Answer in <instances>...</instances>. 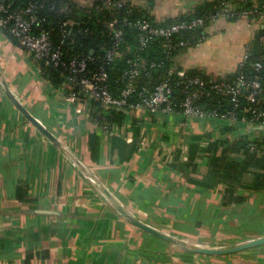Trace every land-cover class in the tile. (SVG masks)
<instances>
[{"label":"crops","instance_id":"1","mask_svg":"<svg viewBox=\"0 0 264 264\" xmlns=\"http://www.w3.org/2000/svg\"><path fill=\"white\" fill-rule=\"evenodd\" d=\"M209 1L159 0L154 14L174 19ZM260 26L264 21L245 18L210 22L205 41L181 55L180 65L216 79L231 76ZM67 94L64 82L55 86L0 28V264H264V246L205 256L163 243L122 218L89 178L165 233L189 244L235 246L255 239H241L252 220L260 219L264 230V130L240 121L225 132L228 122L148 112L124 113L111 121L119 135H109L97 126L109 109ZM250 140L262 153L248 148ZM150 187L174 205L169 211L193 213L198 206L215 221L202 227L198 241L174 234L172 216L157 225L147 201L135 198Z\"/></svg>","mask_w":264,"mask_h":264},{"label":"trees","instance_id":"2","mask_svg":"<svg viewBox=\"0 0 264 264\" xmlns=\"http://www.w3.org/2000/svg\"><path fill=\"white\" fill-rule=\"evenodd\" d=\"M137 1L126 0L123 7H117L114 4L106 5L103 0H96L91 7L85 8L80 4V0H6L3 5L7 12L3 16L16 15L20 11L32 8V13L38 19L33 29L35 34L49 33L53 49L61 51L66 61L86 59L88 61L87 76L90 79L100 81L96 75L99 69L104 67L108 79L101 80V83L106 85L113 95H119L127 85H132L135 89V93L130 98L132 103L151 96L158 85L169 81L172 86L169 98L173 113L181 114L182 105L188 96L186 93L189 89L186 86L188 78L197 77L205 82V86L201 88L202 95L193 100V105L206 112L216 111L219 115L232 113L235 119L233 123H227L225 132L234 131V126L231 125L235 122L243 119L250 121L253 118V110L264 109V41L260 40L262 36L264 37L262 26L258 29L256 38L247 51L249 55L247 61L242 66L238 65L236 72L231 76L216 79L198 69L185 71L184 78L177 73L183 70L179 58L189 49L205 41L206 27L211 22L209 19L211 15L221 11L225 1H231L234 9L238 11L259 10L264 13V0H212L200 6L201 8L195 9L193 13H186L174 19L156 17L154 9L159 0H143L146 3L143 7L137 5ZM196 19H203V26L181 30L174 33L170 39L151 38L144 43L140 41L141 31L137 27L140 21L148 20L156 27H167L176 23H189ZM12 26L11 21L3 30L11 37L15 45L20 46L17 37L10 32ZM114 29L122 30L123 35L117 47L118 55L110 61L107 59V51L112 50L116 44ZM131 62H139L145 67H139L138 75L135 77L124 79L123 76L130 69ZM257 62L262 64L259 70L254 66ZM38 65L43 75L47 76L55 86L61 85L65 75L68 74L63 69L48 64L46 60L38 61ZM239 75H243L249 82L255 79L260 80V88L257 90L254 102L249 100L252 92L250 87L242 90L238 105L231 102L230 96L223 95L214 88L216 84L234 83ZM197 88L198 86L194 85L190 90ZM124 113H126L125 109L111 110L107 119L117 121L124 116ZM259 146H261L260 143ZM134 196L138 201H147L153 223L159 225L167 220L165 215L172 216V219H168L171 223L170 231L174 234H183L191 241H198L202 227L211 225L215 221L211 218L204 219L203 217L208 215L204 216L203 209L197 208L198 206L193 213H190L189 208H183L179 213L169 211L167 207L174 205L166 204L162 197V190L157 188L150 187L136 191ZM244 228L246 233L241 239L258 238L264 235L260 219L252 220Z\"/></svg>","mask_w":264,"mask_h":264},{"label":"built area","instance_id":"3","mask_svg":"<svg viewBox=\"0 0 264 264\" xmlns=\"http://www.w3.org/2000/svg\"><path fill=\"white\" fill-rule=\"evenodd\" d=\"M96 0H80V4L85 7H91ZM106 5L114 4L117 7H123L126 0H103ZM125 3V4H124ZM7 12V9L0 3V28L4 29L10 22H13V26L10 29L12 35L19 40L20 48L26 49V51L32 56L33 60L38 63L40 60H46L48 64H53L56 68H61L68 74L64 77V87L68 90V99L75 100L85 96L90 97L92 101L97 102L106 109L121 110L125 109L126 113L134 114L140 113V118L148 115V112H162L171 114L173 108L170 102V95L172 93V86L169 81H164L158 85L154 93L149 97L140 99L139 102L132 103L130 98L135 93L132 85H127L119 95H113L106 85L101 82L108 79V74L104 67L99 69L97 77L100 81L90 79L88 75V61L86 59H72L66 61L63 59L61 51L53 49L50 41L49 33L42 32L35 34L33 32L34 25L38 23L37 17L32 13V8L20 11L16 15H9L4 17L3 14ZM245 18L249 21H263L264 13L259 10H244L238 11L234 9L231 1H225L221 11L211 15L210 21H217L220 18ZM203 19H196L189 23H176L167 27H156L151 21L143 20L137 23L138 29L141 31L140 41L144 43L147 39L151 38H164L170 39L174 33L181 30L192 29L198 26H203ZM123 35L122 30L114 29V37L116 40L115 47L112 50L107 51V59L111 61L113 57L118 55L117 47L120 43ZM205 37H203L204 39ZM264 41L262 36L260 39ZM249 55L246 53L241 59L239 65H244ZM257 70L262 68V64L257 62L254 64ZM139 67H145L139 62H131L130 69L125 72L123 78H133L138 75ZM180 77H186L184 70L177 71ZM102 80V81H101ZM198 86L196 90H190L192 86ZM186 93L188 94L186 101L183 103V110L181 115L185 118L197 117L201 119H216L223 122L233 123L234 115L227 113L219 115L216 111L206 112L193 105V100L202 95L201 88L205 86V82L200 78H188ZM246 87H250L252 92L249 96V100L254 102L257 94V90L260 88V80L255 79L249 82L243 75H239L234 83H220L216 84L214 88L216 91L221 92L223 95L230 96L231 102L238 105L239 96L242 90ZM253 118L248 121L253 125H264V109H255L252 111ZM109 116V115H108ZM242 121H246L243 119ZM97 126L100 127L105 133L109 135H119V129L116 123L109 121L107 118H103L97 122ZM248 148L251 151L260 153L263 151V146H259L256 141L250 140ZM91 180V179H90ZM92 181V180H91ZM93 182V181H92ZM94 183V182H93ZM95 184V183H94ZM199 245V244H195Z\"/></svg>","mask_w":264,"mask_h":264},{"label":"water","instance_id":"4","mask_svg":"<svg viewBox=\"0 0 264 264\" xmlns=\"http://www.w3.org/2000/svg\"><path fill=\"white\" fill-rule=\"evenodd\" d=\"M6 0H0V3H5ZM12 100L16 102L13 98ZM17 104V103H16ZM20 110L33 122L36 126L39 127L48 137H50L57 145L58 142L53 138V136L35 120L24 107L17 104ZM259 130H264V125H260L257 127ZM89 177L95 185H97V189L105 194L109 200L111 201L112 205L114 206L115 210L119 213V215L124 218L127 222L131 223L135 227L145 231L146 233L152 235L153 237L172 245L184 252L191 253V254H198V255H205V256H225L231 254L242 253L251 249H255L261 246H264V236L258 237L255 239H251L240 243L235 246L231 247H204L199 245L189 244L186 241L179 239L171 234L163 232L160 228L153 227L135 217L131 212H129L123 205H121L117 199L114 197L113 193L109 191L104 185L100 184V181L97 180L93 175L89 174Z\"/></svg>","mask_w":264,"mask_h":264},{"label":"bare ground","instance_id":"5","mask_svg":"<svg viewBox=\"0 0 264 264\" xmlns=\"http://www.w3.org/2000/svg\"><path fill=\"white\" fill-rule=\"evenodd\" d=\"M201 242V241H200ZM220 244V243H219ZM201 246H204V247H211V246H207V244L206 243H202V244H200ZM212 247H217L216 245L214 246V245H212Z\"/></svg>","mask_w":264,"mask_h":264},{"label":"rangeland","instance_id":"6","mask_svg":"<svg viewBox=\"0 0 264 264\" xmlns=\"http://www.w3.org/2000/svg\"><path fill=\"white\" fill-rule=\"evenodd\" d=\"M260 153H262V152H260ZM179 239H181V238H179ZM183 240V239H182ZM184 241H186V240H184ZM190 242V241H189ZM190 243H192V242H190ZM192 244H198V243H196V242H193ZM199 246H201L200 244H199ZM207 246H211L212 247V245H207ZM256 249H259V247L258 248H256Z\"/></svg>","mask_w":264,"mask_h":264}]
</instances>
